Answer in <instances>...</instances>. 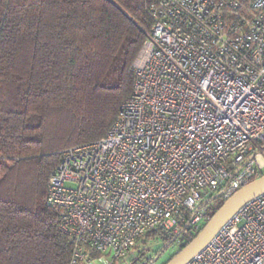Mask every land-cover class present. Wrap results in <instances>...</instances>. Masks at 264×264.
Segmentation results:
<instances>
[{
    "label": "built area",
    "instance_id": "obj_1",
    "mask_svg": "<svg viewBox=\"0 0 264 264\" xmlns=\"http://www.w3.org/2000/svg\"><path fill=\"white\" fill-rule=\"evenodd\" d=\"M152 25L131 94L107 134L62 153L46 201L68 264L121 262L160 231L206 220L264 172V0H150ZM187 264H264V193L245 203Z\"/></svg>",
    "mask_w": 264,
    "mask_h": 264
},
{
    "label": "trees",
    "instance_id": "obj_2",
    "mask_svg": "<svg viewBox=\"0 0 264 264\" xmlns=\"http://www.w3.org/2000/svg\"><path fill=\"white\" fill-rule=\"evenodd\" d=\"M149 2L0 0V264L69 263L48 179L65 150L107 134L131 94ZM217 194L202 200L199 229L141 237L133 264L153 262L152 240H179L178 253L225 201Z\"/></svg>",
    "mask_w": 264,
    "mask_h": 264
},
{
    "label": "water",
    "instance_id": "obj_3",
    "mask_svg": "<svg viewBox=\"0 0 264 264\" xmlns=\"http://www.w3.org/2000/svg\"><path fill=\"white\" fill-rule=\"evenodd\" d=\"M262 193H264V175L246 184L227 198L221 207L207 220L196 236L180 249V251L166 264H187L209 243L220 227L224 225L236 211L245 203ZM217 196H221V194H217ZM158 256L153 259V262Z\"/></svg>",
    "mask_w": 264,
    "mask_h": 264
},
{
    "label": "rangeland",
    "instance_id": "obj_4",
    "mask_svg": "<svg viewBox=\"0 0 264 264\" xmlns=\"http://www.w3.org/2000/svg\"><path fill=\"white\" fill-rule=\"evenodd\" d=\"M263 174H264V172H263ZM202 194H203V200H207L210 197L217 194V192L216 191H210L209 192L208 190H205V191H202ZM147 247H148V249L146 251V255L144 256L145 259H148L150 257L152 259H154L156 257V255L158 254L159 256L157 255L158 256L157 259L154 262H152L151 264H166L168 262V260L170 259V257H172L174 254H176V252L178 251L179 240H176L174 243L169 245L166 249H164L165 244L161 240H157V241L152 240L147 244ZM141 249H143V247L139 245L137 247V249L130 251L128 253V255H126V257L121 261V263L119 262L118 264H133V259L135 257L134 255L136 253H139V251ZM160 252H162V253L160 254ZM154 254H155V256H154ZM142 262H144V261L142 260Z\"/></svg>",
    "mask_w": 264,
    "mask_h": 264
},
{
    "label": "crops",
    "instance_id": "obj_5",
    "mask_svg": "<svg viewBox=\"0 0 264 264\" xmlns=\"http://www.w3.org/2000/svg\"><path fill=\"white\" fill-rule=\"evenodd\" d=\"M121 263V262H120ZM115 264H118V263H115Z\"/></svg>",
    "mask_w": 264,
    "mask_h": 264
}]
</instances>
